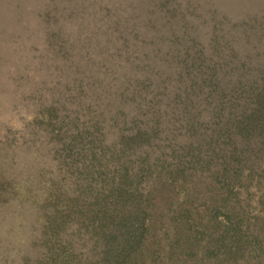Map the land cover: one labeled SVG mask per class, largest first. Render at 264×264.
Here are the masks:
<instances>
[{
	"label": "trees",
	"instance_id": "obj_1",
	"mask_svg": "<svg viewBox=\"0 0 264 264\" xmlns=\"http://www.w3.org/2000/svg\"><path fill=\"white\" fill-rule=\"evenodd\" d=\"M70 1L50 3L51 23L81 3L91 6L85 14L95 25L65 49L51 45L65 32L47 31V47L68 64L61 76L72 96L87 88L102 107L113 99L117 128L106 144L100 127L97 139L85 137L73 115L64 143L47 149L35 142L34 161L19 158L31 171L11 179L2 195L32 199L34 220L20 243L0 240V264H264L260 6ZM91 43L109 63L108 72L98 69L103 90L70 76L72 64H94ZM7 178L0 171V180ZM34 179L43 186L20 185Z\"/></svg>",
	"mask_w": 264,
	"mask_h": 264
},
{
	"label": "rangeland",
	"instance_id": "obj_2",
	"mask_svg": "<svg viewBox=\"0 0 264 264\" xmlns=\"http://www.w3.org/2000/svg\"><path fill=\"white\" fill-rule=\"evenodd\" d=\"M236 1L240 7L251 4V0ZM51 2L56 3L57 0H0V171L11 177L4 179L3 182L0 180L2 243L8 240L13 243L23 241L22 237L29 235L34 220V206L30 203L32 199L24 201L25 198L19 193L18 196L11 193L7 198L5 194L2 195L11 188L9 183L11 179H19L24 173L31 171L28 170L29 164L24 166L19 158L23 161L29 157L34 161L36 155L34 145L37 142H42L47 149L55 140L59 145L64 143L63 141L71 136L73 125L68 120L73 115H76L77 121L84 123L83 127L87 128L85 137L97 139L99 136H94L97 134L95 132H98L95 129L100 127L99 131L102 133L100 137L106 144L112 141L114 132L111 131L117 128L116 125L115 127L111 125V121L115 119L116 109L112 106L113 99L110 97L107 100L110 104L102 107L103 100L96 99L97 93L87 91V88L83 91L79 90L81 91L79 97L72 96V93L77 92L69 89L67 87L69 83L61 76L67 75L61 69H65L68 64L54 58L51 47H47L48 43L45 40L47 31L58 30L64 31L66 35L63 33L60 40L62 43L51 41L53 47L62 45L65 49L68 47L67 44L76 42L79 36L82 37V32L85 34L87 29L95 25L93 21H88L90 17L86 15L91 10V6L81 3L75 6V0L70 1L75 6V11L71 14L64 11L65 14H60L59 20L53 19L51 23V15L55 9L53 5L51 6ZM253 2L260 6L259 10L264 14V0ZM79 11H82L83 16L77 14ZM81 20L83 22L79 23ZM261 32L262 36H259L258 43L260 51L264 53V30ZM90 46L93 47L90 60L94 64L84 61L72 64L73 68L69 69L70 76L75 79V84L81 86H85L87 81L85 77H88V81L101 86L103 90L105 82L99 77L100 70L104 73L108 72L109 63H101L98 50L93 43ZM99 68L101 69L98 70ZM121 70L123 67L117 68L115 73L120 76ZM94 71L99 72L97 74ZM51 74H56L54 78L58 77L59 80L56 90ZM89 87L94 90L96 88L93 85ZM66 90L72 91L71 95ZM55 96L57 102H52ZM73 104H77L76 107H72ZM128 109L122 107L119 111L121 114H126ZM127 124L129 125V122ZM40 148L43 149L42 145ZM31 165L35 166V164ZM32 181L34 183L20 182L22 183L20 185L29 190L35 186H43L39 184L40 180ZM12 186L15 185L12 183ZM41 191L39 190L40 193ZM20 198L23 200L20 201Z\"/></svg>",
	"mask_w": 264,
	"mask_h": 264
}]
</instances>
